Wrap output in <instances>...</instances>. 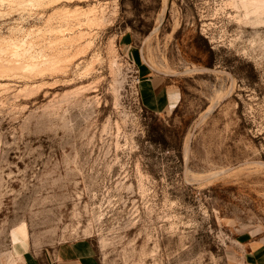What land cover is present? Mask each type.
Wrapping results in <instances>:
<instances>
[{
	"label": "rangeland",
	"instance_id": "rangeland-1",
	"mask_svg": "<svg viewBox=\"0 0 264 264\" xmlns=\"http://www.w3.org/2000/svg\"><path fill=\"white\" fill-rule=\"evenodd\" d=\"M263 1L0 0V264H242ZM139 52L183 95L169 114L142 104Z\"/></svg>",
	"mask_w": 264,
	"mask_h": 264
},
{
	"label": "crops",
	"instance_id": "crops-1",
	"mask_svg": "<svg viewBox=\"0 0 264 264\" xmlns=\"http://www.w3.org/2000/svg\"><path fill=\"white\" fill-rule=\"evenodd\" d=\"M133 37H127L124 47L133 49ZM140 76V94L143 106L154 114H169L182 99V93L172 86L166 77L152 73L143 59L142 53L137 54ZM237 244L242 248V264H264V229L244 232L239 235ZM29 250H23L21 257L25 264H38Z\"/></svg>",
	"mask_w": 264,
	"mask_h": 264
},
{
	"label": "built area",
	"instance_id": "built-area-1",
	"mask_svg": "<svg viewBox=\"0 0 264 264\" xmlns=\"http://www.w3.org/2000/svg\"><path fill=\"white\" fill-rule=\"evenodd\" d=\"M138 73H139V71H137ZM140 82V79H139V77H137V83H139Z\"/></svg>",
	"mask_w": 264,
	"mask_h": 264
},
{
	"label": "bare ground",
	"instance_id": "bare-ground-1",
	"mask_svg": "<svg viewBox=\"0 0 264 264\" xmlns=\"http://www.w3.org/2000/svg\"><path fill=\"white\" fill-rule=\"evenodd\" d=\"M232 6V5H231ZM263 7H264V1H263Z\"/></svg>",
	"mask_w": 264,
	"mask_h": 264
}]
</instances>
